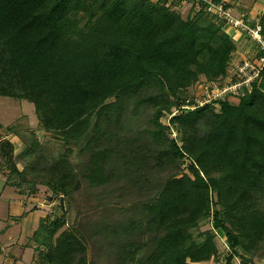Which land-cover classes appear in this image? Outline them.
<instances>
[{"label": "trees", "instance_id": "16d2710c", "mask_svg": "<svg viewBox=\"0 0 264 264\" xmlns=\"http://www.w3.org/2000/svg\"><path fill=\"white\" fill-rule=\"evenodd\" d=\"M224 24L202 7L184 18L166 0H0V96L32 103L39 128L66 146L50 156L33 136L15 156L0 140L6 184L72 198L85 182L100 188V207L131 196L127 220L92 226V244L108 240L115 264L218 260L216 230L229 247L223 264H253L264 254V68L237 103L187 97L202 78L226 76L236 45ZM140 107L151 110L149 137H122ZM18 158L31 161L20 170ZM203 219L212 228L196 239ZM65 226L64 212L40 220L41 264H90L85 233Z\"/></svg>", "mask_w": 264, "mask_h": 264}, {"label": "rangeland", "instance_id": "374dc122", "mask_svg": "<svg viewBox=\"0 0 264 264\" xmlns=\"http://www.w3.org/2000/svg\"><path fill=\"white\" fill-rule=\"evenodd\" d=\"M156 1V0H153ZM169 3H180L181 1L184 2L188 10L186 13H183L184 7H177L178 10L181 12L182 16L185 18L189 15L188 11L191 9L190 14H193L194 12L199 10V7H196L195 5L191 4L189 1H183V0H166ZM171 3V4H172ZM191 5V6H190ZM249 57L242 58V60L233 62L232 66L230 65L232 71L229 72L228 76L230 78L228 80H217L215 82H206L205 78H202L199 83L188 89V95L187 97L189 99H192L193 101H196V103L201 104L205 103L210 100H214L215 98H223L227 94H233V96L239 95L242 93V87L235 89L232 88L230 90H227L226 92L222 93V89L229 85L233 80L236 79V81L239 80V74H238V67L242 63L244 59H249ZM253 59V58H251ZM238 79V80H237ZM235 81V82H236ZM233 82V83H235ZM221 85V86H220ZM223 86V87H222ZM221 87V88H220ZM28 107L29 105H32V103L28 102L27 100H18L12 97L7 96H0V121L3 123H6V120L8 122H11L14 118L13 114L16 116V114H19V111H21V107ZM216 109H218V105L215 104ZM151 110L148 107H140L134 115L131 117L125 116V119L120 124L121 126V133L120 135L122 137L124 136H137L140 135L142 138H148L149 135L145 131V128L149 125V118H150ZM11 115L10 118H6L7 116ZM28 118V113L26 114ZM6 116V117H5ZM34 116H31V118L27 120H21L19 118L18 120H13V122L10 123V131L15 130L18 133L17 137L21 139V136L25 137V141H32L33 136H37V139L41 141L42 149L45 150V154L50 156H55L59 152H63L66 149V146H64L60 141L56 139H52L53 137H50L51 135H47L45 133H39L37 134L36 130H39L38 121H36ZM163 123L167 124L168 118L167 116L163 117L161 120ZM30 124L32 126H30ZM34 131V134L32 133ZM170 137H176V134L171 131ZM143 139H141L142 141ZM74 153L71 155V161L77 162L78 161V154L76 151V147H73ZM30 158H18L17 162L20 165V167H23L24 164L30 162ZM183 165V171L188 172L186 165L189 164V161L187 159L184 160ZM167 171H157L156 174L153 173L152 176L154 179H162L164 176V173ZM167 174V173H166ZM117 184H115L116 186ZM86 183H82L81 190L77 193H75L72 198L71 197H65L62 198L61 196H54L51 191L45 187L42 190L41 194L47 193L50 194L48 196V201L54 200V204L50 206V218H53L55 216L60 215L62 212L65 213L66 219H67V226L64 228H72L77 225L86 235V239L88 240L87 243V257L90 264H115L114 258L110 257L108 253L113 250V247L109 245L108 240L103 239L101 241V247H96V245L92 244V236H94L95 230L92 229V226L96 223H101L102 221H109L110 219H113L116 217V221L118 220H127L129 218V215H131V211L125 212L123 208L128 209L129 207V201L132 198L128 194H123L120 198H118V202H121V204L117 205H107L106 207H100L98 204L100 201L103 200L104 197H96L99 193L100 188H97L95 190H91L90 193L86 191ZM115 186H108L106 189V194L104 196H110L111 198L115 199V195L119 192L116 191L114 188ZM39 187H37V190ZM39 193V195H41ZM143 198V197H142ZM215 198V197H213ZM120 207V210L115 209V207ZM52 207V208H51ZM122 209V211H121ZM53 210V211H52ZM114 220V219H113ZM112 222V221H109ZM211 222L209 219H203L200 221V224L198 228L194 229L192 232V235L194 238L198 239V234L200 232L206 231L211 229ZM60 229V231L62 230ZM215 232V243L218 250V256L219 259H222L224 261V257L227 255L229 251L228 243L226 240V237L221 233L220 231L216 230ZM102 238V235L98 237V240ZM103 245V247H102ZM262 252L264 253V242L262 243ZM264 257V254L258 255L255 257V259ZM240 259L236 257L234 259L235 264H239Z\"/></svg>", "mask_w": 264, "mask_h": 264}, {"label": "crops", "instance_id": "0c3cea01", "mask_svg": "<svg viewBox=\"0 0 264 264\" xmlns=\"http://www.w3.org/2000/svg\"><path fill=\"white\" fill-rule=\"evenodd\" d=\"M219 1H221L226 8H229L233 15L244 17L249 24L253 25L256 22H260L264 26V0ZM183 3L182 1L180 3L173 2L172 5L184 7L183 13H186L189 7ZM190 12L191 9H189L188 13L190 14ZM223 29L231 35L236 45V50L233 52L229 62L227 74L223 79H220L226 81L230 78L228 74L232 71L230 65L232 66L234 60L240 62L243 57L246 58L250 56V58H254L257 53V46L254 41H251L241 31L226 25H224ZM232 80L233 81L229 85H232L233 82L236 81L235 78ZM237 96L238 95L233 96L232 93H229L224 97H227L232 103H237ZM27 113L28 118L26 115ZM13 116L14 118L11 122L21 117V120H27L31 118V116H34L33 118L38 121L34 111V105H29L28 107L25 105V107H21L19 114H16V116L13 114ZM10 117L11 115L6 118ZM11 122H8V120H6V123L0 121V140L7 139L12 142L14 146V155L17 156L30 141H25L26 139L23 136H21L22 140H20V138L17 137L20 132H16L15 130L10 131L9 127ZM30 126L32 125L30 124ZM36 132L37 134L45 133L51 135L40 128L36 130ZM32 133L34 134V131ZM50 137H52V135ZM35 138L37 139L36 135ZM39 143H41V141H39ZM41 144H43V142ZM17 167L21 170L24 166L20 167L17 162ZM37 187H39V189L34 194H20L16 188L6 184V177L0 170V264H41L38 253L44 250V248L42 246H37L32 240V235L37 229L41 219L51 217L50 206L54 204V200L48 201V196H50V194L47 193L48 191L41 194L42 190H46L44 189L46 186L38 184ZM39 193L41 195H39ZM203 263L223 264V261L222 259H211ZM253 264H264V257L258 259L254 258Z\"/></svg>", "mask_w": 264, "mask_h": 264}, {"label": "built area", "instance_id": "2783aa9c", "mask_svg": "<svg viewBox=\"0 0 264 264\" xmlns=\"http://www.w3.org/2000/svg\"><path fill=\"white\" fill-rule=\"evenodd\" d=\"M189 1L196 7L203 8L206 12L215 14L222 18L224 25L235 28L241 31L251 41H254L257 46L256 56L251 59H244L238 67L239 80L232 85L226 86L222 89V93L232 88L238 89L248 87L250 83L259 75L264 68V26L260 22L251 25L242 16H235L229 8L219 1L215 0H183ZM203 104V103H201ZM184 108H191L189 105Z\"/></svg>", "mask_w": 264, "mask_h": 264}]
</instances>
